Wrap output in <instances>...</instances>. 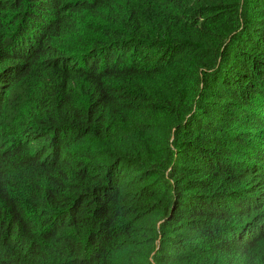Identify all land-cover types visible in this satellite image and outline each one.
I'll list each match as a JSON object with an SVG mask.
<instances>
[{
	"label": "trees",
	"instance_id": "1",
	"mask_svg": "<svg viewBox=\"0 0 264 264\" xmlns=\"http://www.w3.org/2000/svg\"><path fill=\"white\" fill-rule=\"evenodd\" d=\"M0 264H264V0H0Z\"/></svg>",
	"mask_w": 264,
	"mask_h": 264
}]
</instances>
